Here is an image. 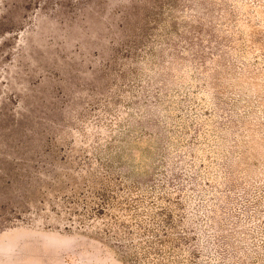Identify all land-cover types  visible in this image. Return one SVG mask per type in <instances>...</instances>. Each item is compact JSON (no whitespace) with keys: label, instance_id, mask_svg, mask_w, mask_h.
Wrapping results in <instances>:
<instances>
[{"label":"rangeland","instance_id":"rangeland-1","mask_svg":"<svg viewBox=\"0 0 264 264\" xmlns=\"http://www.w3.org/2000/svg\"><path fill=\"white\" fill-rule=\"evenodd\" d=\"M0 264H264V0H0Z\"/></svg>","mask_w":264,"mask_h":264}]
</instances>
